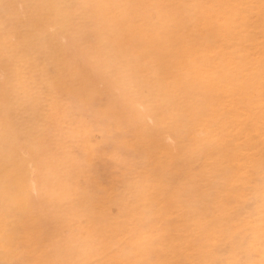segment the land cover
Returning a JSON list of instances; mask_svg holds the SVG:
<instances>
[{
  "label": "rangeland",
  "instance_id": "rangeland-1",
  "mask_svg": "<svg viewBox=\"0 0 264 264\" xmlns=\"http://www.w3.org/2000/svg\"><path fill=\"white\" fill-rule=\"evenodd\" d=\"M263 14L0 0V264H264Z\"/></svg>",
  "mask_w": 264,
  "mask_h": 264
},
{
  "label": "bare ground",
  "instance_id": "bare-ground-1",
  "mask_svg": "<svg viewBox=\"0 0 264 264\" xmlns=\"http://www.w3.org/2000/svg\"><path fill=\"white\" fill-rule=\"evenodd\" d=\"M259 1V0H258ZM238 2V1H237ZM255 2V1H254ZM260 3V2H259ZM259 3H258V5H259ZM256 6H257V4H256ZM255 6V7H256ZM262 6V5H261ZM259 7V6H258ZM260 8H262V7H260ZM258 9V8H257ZM259 10V9H258ZM262 11H263V9H261ZM245 14V13H244ZM238 15V14H237ZM264 15V14H263ZM247 16V15H246ZM254 16H256V14L254 15ZM264 17V16H263ZM254 18V17H253ZM259 18H260V16H259ZM244 19V18H243ZM248 21H249V17H248ZM255 21V20H254ZM244 22H245V20H244ZM256 22V21H255ZM246 23V22H245ZM252 23H253V21H252ZM254 24V23H253ZM262 24H263V22H262ZM257 27V26H256ZM264 27V26H263ZM264 30V29H263ZM263 33H264V31H263ZM261 35H262V32L260 33ZM258 39V38H257ZM256 39V40H257ZM258 41V40H257ZM263 41V40H262ZM255 42V41H254ZM256 44H257V42H256ZM260 45V44H259ZM257 47H258V45H257ZM254 48H255V46H254ZM256 52V51H255ZM253 53V54H256V53H258V52H256V53ZM244 53V52H243ZM246 53V52H245ZM262 54V53H261ZM264 54V53H263ZM262 54V56H264ZM250 55V54H249ZM242 57V56H241ZM250 57H251V55H250ZM253 57H255L254 55H253ZM242 58H244V56L242 57ZM247 58H248V56H247ZM258 58H260V57H258ZM250 59V58H249ZM251 59H252V57H251ZM254 60H256L255 58H254ZM250 61V60H249ZM262 62V61H261ZM257 63V62H256ZM255 63V64H256ZM258 64H259V62H258ZM261 64V63H260ZM259 64V65H260ZM255 66H257V64L255 65ZM262 66V65H261ZM258 68V67H257ZM254 69V68H253ZM251 70H252V67H251ZM262 70V69H261ZM260 72V71H259ZM263 72V71H262ZM262 72H261V74H262ZM252 74V73H251ZM253 75V74H252ZM256 75V74H255ZM263 75V74H262ZM264 77V76H263ZM259 78V77H258ZM262 78V77H261ZM258 83V82H257ZM263 86V85H262ZM264 87V86H263ZM262 88V87H261ZM236 91V90H235ZM230 94V93H229ZM226 96V95H225ZM235 128V127H234ZM236 135V134H235ZM227 144V143H226ZM257 173V172H256ZM231 181V180H230ZM224 203V202H223Z\"/></svg>",
  "mask_w": 264,
  "mask_h": 264
}]
</instances>
